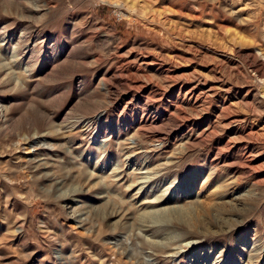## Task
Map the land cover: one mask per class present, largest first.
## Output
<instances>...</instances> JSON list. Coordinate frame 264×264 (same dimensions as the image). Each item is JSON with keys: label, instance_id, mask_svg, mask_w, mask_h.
Returning <instances> with one entry per match:
<instances>
[{"label": "rangeland", "instance_id": "374dc122", "mask_svg": "<svg viewBox=\"0 0 264 264\" xmlns=\"http://www.w3.org/2000/svg\"><path fill=\"white\" fill-rule=\"evenodd\" d=\"M0 66V264H264V0H0Z\"/></svg>", "mask_w": 264, "mask_h": 264}, {"label": "bare ground", "instance_id": "6f19581e", "mask_svg": "<svg viewBox=\"0 0 264 264\" xmlns=\"http://www.w3.org/2000/svg\"><path fill=\"white\" fill-rule=\"evenodd\" d=\"M0 68H1V66H0ZM3 68H4V67H3ZM11 78H12V77H11ZM10 82H11V81H10ZM100 117H101V113H98V114L95 116V119H96V120H99ZM37 121H38V120H37ZM34 123H36V122H34ZM34 123H33V124H34ZM33 124H32V125H33ZM35 143H36V142H33V141H32L31 145H34ZM28 148H30V147H28ZM253 153H254V152H253ZM249 157H250V156H249ZM122 237H123V236H120V235H119L118 238H117L116 240L113 239V240H114V242H113V247L119 249V247H120L119 244H120V243H118V242L120 241V242H123V243H124V241L121 240ZM124 238H125V237H124ZM118 246H119V247H118ZM124 246H130V247H132V250H135V248H136V247L134 246V244L129 245V244L126 243V242L124 243ZM138 252H139V251H138ZM120 253H121V254H124V257H127L129 260H132V259L134 258V256H131L132 254H129L128 252H125L124 250H121ZM127 254H129V255H127ZM128 259H127V260H128ZM146 262H147V261H146ZM132 264H145V263H144V262H143V263H138V262H137V259H133V260H132Z\"/></svg>", "mask_w": 264, "mask_h": 264}]
</instances>
